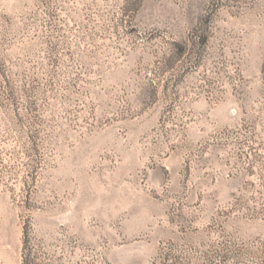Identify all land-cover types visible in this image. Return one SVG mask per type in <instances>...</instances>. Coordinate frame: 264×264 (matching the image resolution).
Listing matches in <instances>:
<instances>
[{
  "label": "rangeland",
  "instance_id": "1",
  "mask_svg": "<svg viewBox=\"0 0 264 264\" xmlns=\"http://www.w3.org/2000/svg\"><path fill=\"white\" fill-rule=\"evenodd\" d=\"M0 264H264V0H0Z\"/></svg>",
  "mask_w": 264,
  "mask_h": 264
}]
</instances>
